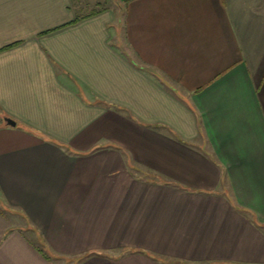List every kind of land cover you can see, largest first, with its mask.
Here are the masks:
<instances>
[{"label": "crops", "instance_id": "1", "mask_svg": "<svg viewBox=\"0 0 264 264\" xmlns=\"http://www.w3.org/2000/svg\"><path fill=\"white\" fill-rule=\"evenodd\" d=\"M96 11L0 0V264H264V0Z\"/></svg>", "mask_w": 264, "mask_h": 264}, {"label": "rangeland", "instance_id": "2", "mask_svg": "<svg viewBox=\"0 0 264 264\" xmlns=\"http://www.w3.org/2000/svg\"><path fill=\"white\" fill-rule=\"evenodd\" d=\"M75 6L83 13L97 9L99 4L109 6L113 0H73Z\"/></svg>", "mask_w": 264, "mask_h": 264}, {"label": "water", "instance_id": "3", "mask_svg": "<svg viewBox=\"0 0 264 264\" xmlns=\"http://www.w3.org/2000/svg\"><path fill=\"white\" fill-rule=\"evenodd\" d=\"M6 119V121L8 122V123H10V124H12V125H15L16 124V121H14L12 118H10V117H6L5 118Z\"/></svg>", "mask_w": 264, "mask_h": 264}, {"label": "trees", "instance_id": "4", "mask_svg": "<svg viewBox=\"0 0 264 264\" xmlns=\"http://www.w3.org/2000/svg\"><path fill=\"white\" fill-rule=\"evenodd\" d=\"M96 12H97L96 9L92 10L89 15L95 14Z\"/></svg>", "mask_w": 264, "mask_h": 264}]
</instances>
